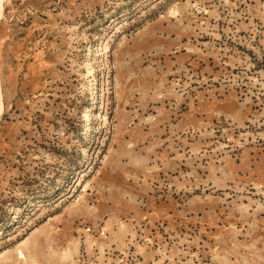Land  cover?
Listing matches in <instances>:
<instances>
[{
  "label": "rangeland",
  "instance_id": "obj_1",
  "mask_svg": "<svg viewBox=\"0 0 264 264\" xmlns=\"http://www.w3.org/2000/svg\"><path fill=\"white\" fill-rule=\"evenodd\" d=\"M0 264H264V0H0Z\"/></svg>",
  "mask_w": 264,
  "mask_h": 264
}]
</instances>
